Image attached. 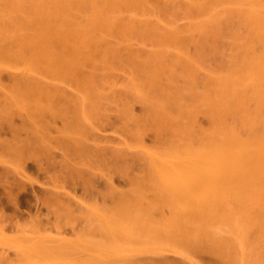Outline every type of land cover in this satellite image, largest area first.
<instances>
[{"label":"rangeland","instance_id":"1","mask_svg":"<svg viewBox=\"0 0 264 264\" xmlns=\"http://www.w3.org/2000/svg\"><path fill=\"white\" fill-rule=\"evenodd\" d=\"M46 34L75 51L24 55ZM227 149L259 169L212 181ZM114 213L142 248L91 245ZM89 256L264 264V0H0V264Z\"/></svg>","mask_w":264,"mask_h":264},{"label":"bare ground","instance_id":"2","mask_svg":"<svg viewBox=\"0 0 264 264\" xmlns=\"http://www.w3.org/2000/svg\"><path fill=\"white\" fill-rule=\"evenodd\" d=\"M252 19V18H251ZM249 20H250V18H249ZM253 20H254V18H253ZM253 22H255V21H253ZM250 24H252V23H250ZM255 24H259V23H255ZM42 32V31H41ZM47 32H48V30H47ZM46 32V33H47ZM51 32V31H50ZM59 33V32H58ZM57 33V34H58ZM62 35L64 36V34L62 33ZM41 36V35H40ZM58 37V35H54V37H53V35L52 36H50V35H48L47 36V34H46V36H44V39H42V40H39V42H37V44H35V45H33L32 47L30 46V47H28V50H26V52L27 53H25L24 55H34V56H37L38 55V58L39 59H41V60H43V61H45V62H49V63H51V62H53V57H54V55L52 54V51L49 49V47L51 46V47H58L60 50H61V53L63 54V53H70V51L72 50V52H74L75 51V49H74V51H73V49H72V46L71 45H74L73 44V38L71 39V41L70 40H68L67 38H64L63 40L62 39H57V38H55V37ZM61 36V35H60ZM63 36H62V38H63ZM42 38H43V36H41ZM65 37V36H64ZM86 37V36H85ZM36 38H37V36H36ZM59 38V37H58ZM61 38V37H60ZM65 39H66V41H65ZM70 42L72 43V44H70ZM54 49V48H53ZM56 52H58V51H56ZM62 54H61V56H62ZM72 54V53H71ZM70 54V56H72ZM59 55V54H58ZM58 57V56H57ZM63 57V56H62ZM38 58H37V60H38ZM60 58V57H59ZM36 61V60H35ZM42 61V62H43ZM73 125V124H72ZM71 125V126H72ZM68 127H70V126H68ZM74 128V127H73ZM75 128H76V126H75ZM78 128V127H77ZM76 130V129H75ZM228 145V144H227ZM230 145V144H229ZM234 145V144H233ZM216 146V145H215ZM223 146V145H222ZM224 146H225V144H224ZM213 148V147H212ZM218 148V147H217ZM216 148V149H217ZM224 148V147H223ZM222 148V149H223ZM225 149H226V146H225ZM246 149H248V148H246ZM219 150L221 151V148L219 149L218 148V152L217 153H219ZM243 150V149H242ZM251 150V149H250ZM250 150H246V151H237L236 149L235 150H232V149H227L226 151H223L222 153H221V155H220V157L218 156V158L216 159V161H215V163H213V165H212V163H211V165L213 166L212 168H213V172L215 173V174H213L214 176H213V179H211L212 181L214 180L215 182H218V181H222V179H223V181H224V179L225 180H230V179H234L235 177H237L238 178V175L240 174V172H241V170L239 169L240 168V166L242 165H244V164H247V163H249V164H253V163H255L256 164V166H258V169H259V154H257L256 152H252V150L250 151ZM215 151V150H214ZM208 153H210V152H208ZM204 154V153H203ZM199 156H200V154H199ZM213 156V155H212ZM196 157V156H195ZM149 158V157H148ZM208 158V157H207ZM151 159H155V158H151ZM151 159H149L150 161H153V160H151ZM200 159H201V157H200ZM156 160V159H155ZM206 160V159H205ZM208 160V159H207ZM210 161V160H209ZM211 161H213V160H211ZM155 162V161H154ZM146 163H148V166H150V169H151V166L153 165L152 163H150L149 161L147 162L146 161ZM150 163V164H149ZM207 163H208V161H207ZM152 164V165H151ZM210 164V163H209ZM147 165V164H146ZM161 165V164H160ZM163 165V164H162ZM191 165H192V163H191ZM210 165V166H211ZM154 166V165H153ZM241 166V167H242ZM255 166V167H256ZM194 167H196V166H193V168ZM205 167V166H204ZM204 167H202V168H204ZM157 168V167H156ZM165 168H167V167H165ZM189 167H187L186 169H188ZM200 168V167H199ZM208 168H209V166H208ZM207 168V169H208ZM154 169V168H153ZM164 169V167L162 168V170ZM242 169V168H241ZM155 170V169H154ZM153 170V171H154ZM159 170H161V169H159ZM161 170V171H162ZM169 170V169H168ZM168 170H164V172H165V174H167V173H172V171H170L169 170V172H168ZM177 170V169H176ZM184 170V169H183ZM189 170V169H188ZM190 170H191V168H190ZM189 170V171H190ZM201 170V169H200ZM204 170V169H203ZM211 170V169H210ZM209 170V171H210ZM239 170H240V172H239ZM160 171V172H161ZM202 171V170H201ZM156 172V171H155ZM159 172V171H158ZM167 172V173H166ZM181 172V171H180ZM186 172H188L187 170H186ZM198 172V171H197ZM197 172H195V173H197ZM205 172H206V170H205ZM212 172V173H213ZM244 172V171H243ZM162 173H163V171H162ZM174 173V174H173ZM172 174H170L171 175V177H172V175H175V173H177V172H173ZM183 173V172H182ZM189 173V172H188ZM188 173H185L184 172V174H188ZM193 173H194V171H193ZM194 173V174H195ZM201 173V172H200ZM156 174V173H155ZM164 174V173H163ZM183 174V175H184ZM243 173H241L240 175H242ZM245 174V173H244ZM160 174H158V176H159ZM162 175V174H161ZM177 175H178V173H177ZM212 175V174H211ZM179 176V175H178ZM243 176V175H242ZM154 177V176H153ZM163 177V176H162ZM170 177V176H169ZM185 177V176H184ZM189 177V176H188ZM199 177H201V175H199ZM204 177V176H203ZM210 177V176H209ZM151 178V177H150ZM158 178H160V176L158 177ZM168 178V177H167ZM173 178V177H172ZM171 178V179H172ZM197 178H198V176H197ZM236 178V179H237ZM152 179V178H151ZM164 179H165V177H164ZM194 179V178H193ZM202 180H204V182L205 181H207L206 183H208V186L210 185L209 183H213V182H209V180H206L205 179V177L204 178H201ZM160 180L162 181V179L160 178ZM174 180H175V178H174ZM195 180H196V177H195ZM217 180V181H216ZM161 181H160V183H161ZM182 181V180H181ZM198 181V180H197ZM197 181H196V183H197ZM222 181V182H223ZM156 182H157V180H156ZM166 182V181H165ZM165 182H164V184H165ZM171 182H173V181H171ZM200 182H202L203 183V181H200ZM225 182V181H224ZM228 182V181H227ZM159 183V184H160ZM166 183H169V182H166ZM185 183V182H184ZM201 183V184H202ZM202 184V185H200L202 188H203V185H205V187H206V185L207 184ZM221 183V182H220ZM230 183V182H229ZM159 184H157L156 183V186H158ZM164 184H163V190L165 189V187L166 186H168L167 184H166V186H164ZM199 184V183H198ZM197 184V185H198ZM161 185H162V183H161ZM160 185V186H161ZM183 185V184H182ZM214 185H216V183H214ZM170 186V185H169ZM178 186V185H177ZM199 186V185H198ZM199 186V187H200ZM171 187V186H170ZM170 187H166V189H168V190H166L165 189V191H162V192H164V194H165V192L166 191H168L167 193H168V195H169V193H170V191H171V189L169 190V188ZM173 187V186H172ZM188 187H189V184H188ZM200 187V188H201ZM177 188V187H176ZM181 188V187H180ZM185 189V188H184ZM198 189V188H197ZM162 190V189H161ZM161 190H160V192H161ZM191 190V189H190ZM189 190V191H190ZM195 190V189H194ZM194 190H191V191H194ZM200 190V189H199ZM201 190H203V189H201ZM198 191V192H202V191ZM174 191H176V190H174ZM173 191V192H174ZM181 191V190H180ZM204 191V190H203ZM161 192V193H162ZM172 192V191H171ZM172 192V193H173ZM160 193V194H161ZM166 193V194H167ZM171 193V194H172ZM163 194V195H164ZM183 194H185V192L183 193ZM165 196V195H164ZM167 196V195H166ZM169 196H172L171 198L173 199V194L172 195H169ZM168 197V196H167ZM166 197V198H167ZM164 198V197H163ZM170 199V198H169ZM168 199V200H169ZM172 199H170V200H172ZM166 200V199H165ZM162 201H163V199H162ZM167 201V200H166ZM164 202V201H163ZM172 202V201H171ZM121 203V202H120ZM123 205V204H122ZM129 205V204H128ZM123 206H125V205H123ZM117 209H119V208H117ZM124 210V209H123ZM125 211H126V209H125ZM124 211V213H127L128 211H126L125 212ZM117 213V212H116ZM118 213H120V212H118ZM88 214H90V213H88ZM131 214V213H130ZM134 214V213H133ZM144 214V213H143ZM115 215V216H114ZM114 215H113V217H111L110 218V216L108 215V217H109V219L107 218H105L104 219V217L102 216V218H100L99 219V221H98V224L97 225H99V227L102 229V233L101 234H103L104 235V237H106L107 239L105 240V241H99L98 239V241H96V242H94L95 240H93V242L91 241L90 243H91V245H95V246H101L102 247V249H111V250H116L120 245L122 246V243L120 242V244H119V241H117L118 239H126L127 241L128 240H130V242L132 241V243L133 244H135L136 246L138 245H140V243L138 244V241H140L141 240V242H142V240H143V242L145 241L144 239H146V237H145V235L142 233V231L141 230H143L144 231V229H146V228H144L145 227V225H143V223H145L144 221H146V217H145V220H143L142 222H140L141 224H142V226H141V224H139L138 222L136 223V225H135V223H131V225L129 224H127L126 226H124V223H122V222H124L125 221V219H122L123 217H121V216H119L118 214V216L114 213ZM137 215V214H136ZM135 215V216H136ZM100 216V215H99ZM105 216H107V215H105ZM127 216V215H126ZM134 215H133V217L134 218H137V217H139V216H141V215H138L137 217H135ZM144 216H146V215H144ZM144 216H141L139 219L141 220V218L142 217H144ZM131 217H132V215H131ZM125 218H127V217H125ZM128 218H130V216H128ZM147 218H149L148 216H147ZM128 220V219H127ZM97 221V218L95 217V222ZM129 221V220H128ZM133 221H134V219H133ZM137 221H139V220H137ZM147 222V221H146ZM128 223H130V222H128ZM134 224V225H133ZM147 224H148V222H147ZM149 225V224H148ZM151 225V224H150ZM144 226V227H143ZM142 227H143V229H142ZM148 227V226H147ZM97 228H98V226H97ZM151 228V227H150ZM149 228V229H150ZM153 228V227H152ZM148 230V229H147ZM151 230V229H150ZM139 231V232H138ZM140 231H141V234H139L140 233ZM154 232L156 231V230H153ZM161 229L160 230H157V232H155V233H157V236L155 237V235H153V234H155L154 232H150V234H149V230H148V234H149V236L151 237V238H153L154 240L155 239H157L159 236V234L158 233H161ZM138 232V233H137ZM164 232V231H163ZM162 232V233H163ZM162 233H161V235H162ZM135 234V235H134ZM88 235V234H87ZM133 235L134 236H136V235H140V236H136V238L134 237V239H136V240H138V241H136V240H134L133 239ZM142 235V236H141ZM153 235V236H152ZM172 235V234H171ZM88 236H90V234L88 235ZM164 236V235H163ZM91 237V236H90ZM88 238V237H87ZM131 238H132V240H131ZM138 238H140V239H138ZM165 238V237H164ZM79 239V238H78ZM152 239V240H153ZM160 239V238H159ZM158 239V240H159ZM162 239V238H161ZM84 240V239H83ZM82 240V241H83ZM89 240H91V239H89ZM152 240H151V243H152ZM154 240H153V242H154ZM167 240V239H166ZM169 240H170V238H169ZM66 241V240H65ZM78 241V240H77ZM126 241V242H127ZM156 241V240H155ZM160 241V240H159ZM73 242V241H72ZM78 242H80V241H78ZM88 242V241H87ZM123 242V241H122ZM125 242V241H124ZM142 242V244H144ZM146 242H148V241H146ZM163 242V241H162ZM40 243H42V242H40ZM49 243H51V242H49ZM84 243H86V242H84ZM137 243V244H136ZM159 243V242H158ZM166 243V242H165ZM53 244V243H52ZM68 244V243H67ZM77 244V243H76ZM88 244V243H87ZM127 244V243H126ZM129 244V243H128ZM130 245L129 246V248L130 249H128V246H127V249H125V250H131V248L132 247H135L134 249H136V246H134V245ZM153 244V243H152ZM157 244V243H156ZM39 245V244H38ZM37 245V246H38ZM55 245V244H54ZM85 245V244H84ZM89 245V244H88ZM125 245V244H124ZM69 246V245H68ZM72 246V245H71ZM137 246V247H138ZM146 246H148L147 244H146ZM150 246H151V244H150ZM45 247V246H44ZM53 247H56V246H53ZM125 247V246H124ZM140 247L142 248V246L140 245ZM138 248V249H141V248ZM149 247V246H148ZM152 247V246H151ZM165 247V246H164ZM47 248H48V246H47ZM63 248V247H62ZM150 248V247H149ZM154 248V247H153ZM68 249V248H67ZM146 249H147V247H146ZM151 249V248H150ZM156 249V247L154 248V250ZM158 249H159V247H158ZM94 250V249H93ZM124 250V249H123ZM124 250V251H125ZM137 250V249H136ZM135 250V251H136ZM35 251V250H34ZM39 251V250H38ZM51 251H52V249H51ZM50 251V252H51ZM58 251H60L59 249H58ZM62 251V250H61ZM119 251V250H118ZM132 251H134L133 250V248H132ZM140 251V250H139ZM48 252V251H47ZM55 252H57V251H55ZM105 252H107L106 250H105ZM120 252V251H119ZM157 252V251H156ZM40 253V252H39ZM52 253V252H51ZM48 254H50V253H48ZM52 254H54V252L52 253ZM60 254H61V252H60ZM59 254V255H60ZM63 254V253H62ZM94 254H96V253H94ZM93 254V255H94ZM43 255V254H42ZM47 255V254H46ZM58 255V252H57V256H59ZM64 255H66V253L64 254ZM89 255V254H88ZM91 255V254H90ZM97 255V254H96ZM121 255H125L124 253L123 254H121ZM56 256V255H55ZM67 256V255H66ZM90 257V256H89ZM121 257H123V256H121ZM126 257H129V256H126ZM125 257V258H126ZM91 258V257H90ZM114 258V257H113ZM48 259V258H47ZM61 259V258H60ZM79 260V259H78ZM86 260H87V258H86ZM104 260V259H103ZM100 257H97V256H95V257H93L92 256V258L89 260V258H88V260L86 261V264H87V262H88V264H117V263H115L116 261H112V260H110L109 259V261H103ZM119 260V259H118ZM120 260H122V258L120 259ZM126 260H127V258H126ZM125 260V261H126ZM130 261H133V260H131V259H129ZM84 261V260H83ZM123 261V260H122ZM129 261V262H130ZM76 262V261H75ZM82 262V261H81ZM118 262V261H117ZM120 262V261H119ZM73 263V262H72ZM84 263V262H83ZM82 263V264H83ZM120 263H123V264H126L127 262H120ZM133 263V262H132ZM131 263V264H132ZM62 264V263H61ZM67 264H69L68 262H67ZM71 264V263H70ZM75 264H77V263H75ZM130 264V263H129Z\"/></svg>","mask_w":264,"mask_h":264}]
</instances>
